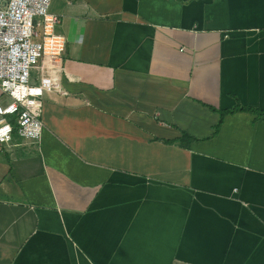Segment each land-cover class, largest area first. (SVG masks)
<instances>
[{
  "label": "crops",
  "instance_id": "0c3cea01",
  "mask_svg": "<svg viewBox=\"0 0 264 264\" xmlns=\"http://www.w3.org/2000/svg\"><path fill=\"white\" fill-rule=\"evenodd\" d=\"M49 9L65 93L0 150V264H264V0Z\"/></svg>",
  "mask_w": 264,
  "mask_h": 264
},
{
  "label": "built area",
  "instance_id": "2783aa9c",
  "mask_svg": "<svg viewBox=\"0 0 264 264\" xmlns=\"http://www.w3.org/2000/svg\"><path fill=\"white\" fill-rule=\"evenodd\" d=\"M51 1L0 0V150L13 135L39 140L45 93H65L66 40L54 32L60 16L49 12Z\"/></svg>",
  "mask_w": 264,
  "mask_h": 264
},
{
  "label": "trees",
  "instance_id": "16d2710c",
  "mask_svg": "<svg viewBox=\"0 0 264 264\" xmlns=\"http://www.w3.org/2000/svg\"><path fill=\"white\" fill-rule=\"evenodd\" d=\"M235 109L253 111L252 108H249V107H241V106L238 107V108H235ZM232 111L233 110H224V111H221L220 112V119H219V121L217 122V124L215 126V132H217L218 129H219V127L221 126L224 115L227 114V113H229V112H232ZM258 114L259 115H262V114H264V112L260 111V112H258ZM9 119L13 122L14 121L13 120L14 119V116H11Z\"/></svg>",
  "mask_w": 264,
  "mask_h": 264
},
{
  "label": "rangeland",
  "instance_id": "374dc122",
  "mask_svg": "<svg viewBox=\"0 0 264 264\" xmlns=\"http://www.w3.org/2000/svg\"><path fill=\"white\" fill-rule=\"evenodd\" d=\"M49 11H50V9H49ZM55 27H56V26H55ZM54 32H55V33H58V30H56V28H55ZM32 72H33V71H32ZM5 99H6V101H9V99H8L7 97H6Z\"/></svg>",
  "mask_w": 264,
  "mask_h": 264
}]
</instances>
